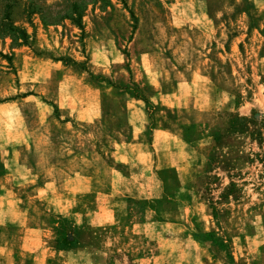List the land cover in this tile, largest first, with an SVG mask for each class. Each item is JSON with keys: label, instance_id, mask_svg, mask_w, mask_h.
Instances as JSON below:
<instances>
[{"label": "rangeland", "instance_id": "374dc122", "mask_svg": "<svg viewBox=\"0 0 264 264\" xmlns=\"http://www.w3.org/2000/svg\"><path fill=\"white\" fill-rule=\"evenodd\" d=\"M86 3L0 39V264H264V0Z\"/></svg>", "mask_w": 264, "mask_h": 264}, {"label": "trees", "instance_id": "16d2710c", "mask_svg": "<svg viewBox=\"0 0 264 264\" xmlns=\"http://www.w3.org/2000/svg\"><path fill=\"white\" fill-rule=\"evenodd\" d=\"M88 3L86 0H72L66 6V12L60 13L44 6L40 0H0V39L10 38L13 42L27 44L28 35L26 29L16 26L12 18L13 9L22 6V17L25 23L32 25V18L39 16L45 26L57 25L63 20H69L73 25L81 29V20ZM0 55H2L0 53Z\"/></svg>", "mask_w": 264, "mask_h": 264}]
</instances>
